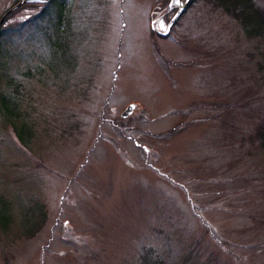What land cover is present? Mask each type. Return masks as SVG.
Returning a JSON list of instances; mask_svg holds the SVG:
<instances>
[{"label":"rangeland","instance_id":"1","mask_svg":"<svg viewBox=\"0 0 264 264\" xmlns=\"http://www.w3.org/2000/svg\"><path fill=\"white\" fill-rule=\"evenodd\" d=\"M64 1L1 40L0 264H264V38Z\"/></svg>","mask_w":264,"mask_h":264},{"label":"flooded vegetation","instance_id":"2","mask_svg":"<svg viewBox=\"0 0 264 264\" xmlns=\"http://www.w3.org/2000/svg\"><path fill=\"white\" fill-rule=\"evenodd\" d=\"M64 5V0H0V45L10 21L13 25L20 26L28 24L33 18L44 22L52 16L60 23L63 20ZM13 8L15 9L5 16Z\"/></svg>","mask_w":264,"mask_h":264},{"label":"trees","instance_id":"3","mask_svg":"<svg viewBox=\"0 0 264 264\" xmlns=\"http://www.w3.org/2000/svg\"><path fill=\"white\" fill-rule=\"evenodd\" d=\"M252 0H214L238 19L248 36L264 38V13L254 8ZM263 69V67H260ZM264 146V135L262 136Z\"/></svg>","mask_w":264,"mask_h":264},{"label":"water","instance_id":"4","mask_svg":"<svg viewBox=\"0 0 264 264\" xmlns=\"http://www.w3.org/2000/svg\"><path fill=\"white\" fill-rule=\"evenodd\" d=\"M190 2H191V0H187V1L184 2V3H183V2L180 3L179 8H178V12H177V14L174 16L173 20L169 23V25H168V27H167V30L165 31V33H163L164 35H167V34H168V32H169V28H170L171 24H173V23L175 22V20H176L177 18H179L180 15H181L182 13L185 12V10H186L187 7L189 6ZM14 9H15V8L11 9L10 11H8V12L5 14V16H7L9 13H11ZM133 108H134V106H133V105H130V106L128 107L127 111H125V112L122 114V117H126V116L132 111Z\"/></svg>","mask_w":264,"mask_h":264},{"label":"snow or ice","instance_id":"5","mask_svg":"<svg viewBox=\"0 0 264 264\" xmlns=\"http://www.w3.org/2000/svg\"><path fill=\"white\" fill-rule=\"evenodd\" d=\"M181 2H182V0H171V4L176 5V6H179ZM162 27H163V25H162Z\"/></svg>","mask_w":264,"mask_h":264}]
</instances>
